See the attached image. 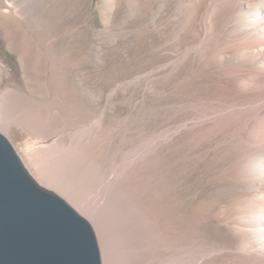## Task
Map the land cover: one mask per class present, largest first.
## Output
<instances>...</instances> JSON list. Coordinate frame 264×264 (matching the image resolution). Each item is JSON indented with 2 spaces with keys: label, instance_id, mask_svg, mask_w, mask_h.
I'll return each instance as SVG.
<instances>
[{
  "label": "rangeland",
  "instance_id": "1",
  "mask_svg": "<svg viewBox=\"0 0 264 264\" xmlns=\"http://www.w3.org/2000/svg\"><path fill=\"white\" fill-rule=\"evenodd\" d=\"M11 1L20 12L26 10L18 16L0 13V133L33 173L26 145L41 163L80 189L81 213L56 188L40 183L87 220H98L100 241L88 221L101 264H264L260 255L237 249L230 226L199 221L214 200L235 197V186L219 187L216 196L209 190L197 206L200 216L192 212L195 204L178 196L172 202L177 215L190 202L192 221L184 219L186 229L176 232L162 221L170 201L154 189V158L165 159L169 143L182 142L184 125L172 119L186 113L191 118L198 111L195 102L172 101L171 80L181 90L187 74L193 78L200 73L208 50L204 23L186 19L187 12L177 11L174 3L155 22L151 16L158 0H121L110 10L108 0ZM48 49L55 51L54 61H49ZM9 91L14 93L6 104ZM23 96L46 118L45 134L31 132L12 111L17 99L25 103ZM83 132L79 150L96 174L92 181L68 173L57 150L69 147Z\"/></svg>",
  "mask_w": 264,
  "mask_h": 264
},
{
  "label": "bare ground",
  "instance_id": "2",
  "mask_svg": "<svg viewBox=\"0 0 264 264\" xmlns=\"http://www.w3.org/2000/svg\"><path fill=\"white\" fill-rule=\"evenodd\" d=\"M107 2H109L110 10L113 6L116 7L121 0H108ZM170 3H174L173 7L177 11L187 12L186 19L190 20L191 17L194 21L204 23L206 30V36H204L208 42L205 47L208 50L203 54L206 60L200 73L193 78V75L187 74L184 80L188 79V82L181 86V90L179 84L175 83V78L171 80V85L174 86L172 101L176 103L180 99L181 102H195L198 111L191 118V115L186 113L180 118L172 119L174 123L181 121L184 125L182 142L179 144L177 140H171L165 159L160 160V155L157 159L154 158L156 161L153 172L154 189L157 194L160 196L164 194L165 198L170 201L169 207L166 206L168 207L167 215L165 220H162L163 225L169 229L171 227L172 232L179 228L186 229L184 219L186 221L191 218L188 217L191 215L188 212L192 210L189 208L190 202L196 205L192 212L199 215L201 211H198L197 206H199V201L208 197L209 190H212L211 195L216 196L219 187L233 185L236 188V196L222 199L223 196L214 200L206 212L201 213L203 215L199 221L200 223L201 220L204 221V224L212 222L230 226L234 237L238 239L237 249L256 253L264 260V0H158V5L155 7L156 12L152 14L151 19L158 23L161 22L163 19L161 13L170 8ZM14 4L11 0H3L0 2V13L8 14L12 11V14L16 13L15 15L18 13L25 15L26 9L24 8V11L21 9L22 12H20L18 6ZM188 10H192V14L188 13ZM50 43L48 41L46 44L50 46ZM50 50L53 51V49ZM50 50L47 51L51 53ZM54 54L49 55V61L56 59ZM54 67L57 66L54 65ZM11 93L14 92L6 93V102L12 97ZM17 95L18 93H15L13 97ZM19 96L20 92L18 99L22 97ZM24 96L25 103L21 104L20 102L24 100L16 98L19 103L17 109L11 105L12 111L18 118H21L31 132L38 135L45 134L46 118H43L37 105ZM189 119L193 124L188 123ZM6 124H1L4 125L2 126L4 131ZM84 132L80 133L79 137L77 135L78 138L72 144L70 143L69 147L58 146L57 150L68 173L71 171L74 175L76 174L77 178L92 181L96 179L94 177L96 174L91 171L92 166H89L90 164L79 150V144L85 138ZM26 149L25 155L37 176L29 170L15 149L14 151L22 164L27 166L25 168H28L30 175L35 177L38 181L34 179L39 184L45 182L50 187L56 188L78 210L81 202V193H78L80 189H75L74 184L72 186L67 183L69 180L64 181L59 173L51 170L48 164L41 163V159L29 151L28 145ZM178 196L182 200L184 198L190 201L188 206L185 204L182 206V210L179 207L180 215H177L176 211L179 212V210H175L177 206H173L175 203H172ZM88 220L92 223L100 241V231L96 224L98 220L95 218L93 221L91 218ZM178 234L182 235L181 232ZM179 237L184 238L185 236ZM174 239L176 240L175 237ZM101 252L105 253L104 255L107 253L105 249Z\"/></svg>",
  "mask_w": 264,
  "mask_h": 264
},
{
  "label": "water",
  "instance_id": "3",
  "mask_svg": "<svg viewBox=\"0 0 264 264\" xmlns=\"http://www.w3.org/2000/svg\"><path fill=\"white\" fill-rule=\"evenodd\" d=\"M0 264H101L91 223L30 175L2 133Z\"/></svg>",
  "mask_w": 264,
  "mask_h": 264
}]
</instances>
